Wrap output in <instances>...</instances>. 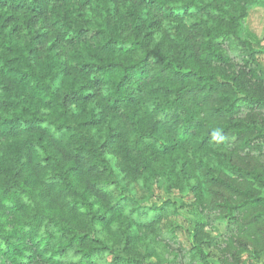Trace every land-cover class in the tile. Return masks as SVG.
I'll return each mask as SVG.
<instances>
[{
    "label": "trees",
    "instance_id": "1",
    "mask_svg": "<svg viewBox=\"0 0 264 264\" xmlns=\"http://www.w3.org/2000/svg\"><path fill=\"white\" fill-rule=\"evenodd\" d=\"M260 1L0 0V264L264 258Z\"/></svg>",
    "mask_w": 264,
    "mask_h": 264
},
{
    "label": "rangeland",
    "instance_id": "2",
    "mask_svg": "<svg viewBox=\"0 0 264 264\" xmlns=\"http://www.w3.org/2000/svg\"><path fill=\"white\" fill-rule=\"evenodd\" d=\"M242 39L248 41L256 51H259L256 55L257 67L259 73L264 77V0H261L259 4L254 6L250 10L249 16L242 22ZM239 53L234 54L233 59L241 65L243 64V58ZM168 198H172V195L167 193L163 182L159 181L156 185L154 201L161 203ZM201 218L200 213L192 206L183 208L173 218V227H181L182 229L179 230L176 243H172L166 252L160 248L152 249L151 255L146 257V264H190V242L187 230L193 227L194 221ZM209 218L213 219L214 216L209 215ZM207 231L214 236H223L226 233L225 226L221 222L212 224L207 228ZM208 253L210 254V262L218 264L219 251L212 248L208 250ZM255 263L264 264V258L255 261Z\"/></svg>",
    "mask_w": 264,
    "mask_h": 264
},
{
    "label": "clouds",
    "instance_id": "3",
    "mask_svg": "<svg viewBox=\"0 0 264 264\" xmlns=\"http://www.w3.org/2000/svg\"><path fill=\"white\" fill-rule=\"evenodd\" d=\"M214 134L218 135V132L217 133H214Z\"/></svg>",
    "mask_w": 264,
    "mask_h": 264
}]
</instances>
